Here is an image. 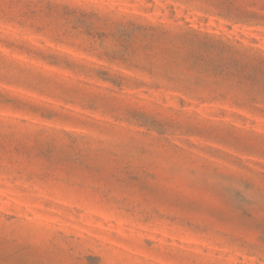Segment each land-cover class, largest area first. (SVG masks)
Wrapping results in <instances>:
<instances>
[{
  "label": "rangeland",
  "instance_id": "rangeland-1",
  "mask_svg": "<svg viewBox=\"0 0 264 264\" xmlns=\"http://www.w3.org/2000/svg\"><path fill=\"white\" fill-rule=\"evenodd\" d=\"M0 264H264V0H0Z\"/></svg>",
  "mask_w": 264,
  "mask_h": 264
}]
</instances>
